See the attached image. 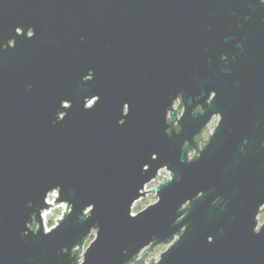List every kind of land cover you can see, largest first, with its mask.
Instances as JSON below:
<instances>
[{
	"label": "water",
	"instance_id": "1",
	"mask_svg": "<svg viewBox=\"0 0 264 264\" xmlns=\"http://www.w3.org/2000/svg\"><path fill=\"white\" fill-rule=\"evenodd\" d=\"M17 24H34L37 35H17ZM11 36L16 48L0 51V264H69L68 254L57 249L65 243L70 249L97 220L102 233L87 264H122L131 258L124 248L178 230L172 222L179 203L212 186L216 191L197 201L182 222L189 231L163 264H264V233L251 231L256 204L264 201L260 0H0V42ZM224 52L227 65L220 60ZM89 68L95 79L84 82ZM210 88L217 98L205 105V115H192ZM176 90L185 92L189 108L183 133L167 136L163 109ZM97 92L101 101L85 110L83 98ZM63 98L74 106L53 124ZM125 101L132 111L120 126ZM217 110L225 118L213 143L201 160L186 164L180 144ZM153 152L184 179L164 186L158 206L130 219L129 195ZM152 164L154 170L158 161ZM56 182L76 202L75 212L49 236L21 239L32 211L27 201ZM219 194L223 199L211 206ZM92 201L95 214L81 224L76 212ZM216 234L209 243L207 236Z\"/></svg>",
	"mask_w": 264,
	"mask_h": 264
},
{
	"label": "clouds",
	"instance_id": "2",
	"mask_svg": "<svg viewBox=\"0 0 264 264\" xmlns=\"http://www.w3.org/2000/svg\"><path fill=\"white\" fill-rule=\"evenodd\" d=\"M260 3L264 4V0H260ZM15 33L31 39L37 35V29L34 24H17ZM86 39V36H80L81 41ZM16 46L17 38L16 36H11L7 38L6 41L0 42V51H6L9 48L15 49ZM108 47H111V44H109ZM205 51H207V46H205ZM220 60L226 65L229 64L230 60L228 53H222ZM195 66L199 67L198 60L195 61ZM95 75V68H89L86 74L82 75L81 79L84 82L92 81L95 79ZM33 87V83L26 84V90H31ZM217 96V89H208L206 99L203 102L196 103L195 107L192 108V115H196L197 113L201 116L205 115L207 113L205 105L211 106ZM101 99L102 96L99 92L94 95L85 96L83 98L84 109H93ZM193 99L199 101L200 97L197 95L194 96ZM69 102L71 103L69 104ZM74 103L75 101L70 98L61 99L60 107L56 109L52 123L57 124L63 122L68 117L69 110L74 106ZM201 107L205 110L204 112L198 110ZM188 108L189 105L183 90L169 92L168 102L163 109V122L166 125V127H164L165 135L171 136L173 130L177 135L183 133L184 124L182 121L188 113ZM131 111V102L125 101L122 105L121 116L117 120V124L120 126L125 125ZM224 118V113L222 111H213L199 130L193 132L191 138H185L183 143L180 144V159L186 164H192L201 160L204 153L217 136ZM246 148L247 145L245 143H241L239 146L241 152L246 151ZM259 150H264V140L260 141L258 151ZM152 161H158L154 170ZM153 171L154 174H150L153 173ZM139 174L141 177L139 184L135 187L134 193L129 195L128 198L127 214L130 219L138 218L151 208L158 206L163 200L161 190L164 186L180 183L184 179L182 172L178 173L167 160L160 159L159 152H153L151 154V160L142 163ZM215 191V186L207 189L201 188L199 191L195 192L194 195L183 199L176 209L180 215H177L172 222L174 228L179 226L178 230L172 231L165 239H161L159 235L153 233L150 238H146L139 246L133 243L130 248H124L122 254L125 256H128L131 249V258L125 259L122 261V264H163L165 254L173 249L189 231L190 225L182 222L191 214L193 205L204 198L206 194ZM53 197L55 199H53ZM222 199V194L216 195L215 198L210 201V205L216 206ZM53 204H55V210H53ZM25 206L32 209V211L25 219L24 228L19 233L21 239L27 238L30 235L39 236L42 234L43 236H49L53 234L54 230L60 229L76 210V202L64 196V185L60 182L48 185L43 190L40 197L35 200H28ZM96 207L97 205L94 201L83 205L79 212H76L77 220L81 224H86L89 219L94 216ZM232 219H236L235 215L232 216ZM102 228L103 226L99 220L88 225L87 230L79 239L70 242V249L69 243H65L62 247L57 249V254H68L69 264H87L90 249L98 242L102 233ZM251 231L254 235L264 233V201H260L256 204ZM218 235L219 234L208 235L207 241L213 243ZM99 259L103 260V257Z\"/></svg>",
	"mask_w": 264,
	"mask_h": 264
},
{
	"label": "rangeland",
	"instance_id": "3",
	"mask_svg": "<svg viewBox=\"0 0 264 264\" xmlns=\"http://www.w3.org/2000/svg\"><path fill=\"white\" fill-rule=\"evenodd\" d=\"M53 199H55V198L53 197ZM52 207H53V210H55V204Z\"/></svg>",
	"mask_w": 264,
	"mask_h": 264
}]
</instances>
